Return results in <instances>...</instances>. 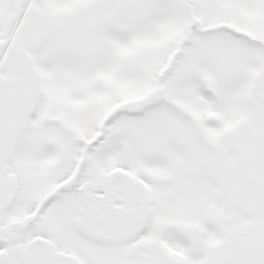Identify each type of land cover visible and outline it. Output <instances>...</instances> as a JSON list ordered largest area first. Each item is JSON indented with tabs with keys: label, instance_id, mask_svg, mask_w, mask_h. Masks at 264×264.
<instances>
[{
	"label": "snow or ice",
	"instance_id": "6c2138e0",
	"mask_svg": "<svg viewBox=\"0 0 264 264\" xmlns=\"http://www.w3.org/2000/svg\"><path fill=\"white\" fill-rule=\"evenodd\" d=\"M0 264H264V0H0Z\"/></svg>",
	"mask_w": 264,
	"mask_h": 264
}]
</instances>
